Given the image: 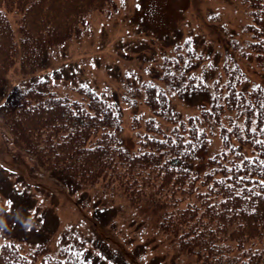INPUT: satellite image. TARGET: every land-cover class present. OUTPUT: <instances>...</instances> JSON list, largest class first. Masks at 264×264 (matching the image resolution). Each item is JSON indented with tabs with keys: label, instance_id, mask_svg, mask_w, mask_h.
<instances>
[{
	"label": "trees",
	"instance_id": "obj_1",
	"mask_svg": "<svg viewBox=\"0 0 264 264\" xmlns=\"http://www.w3.org/2000/svg\"><path fill=\"white\" fill-rule=\"evenodd\" d=\"M246 1L254 15L246 42L264 68V0ZM114 7L116 0H0V94L17 61H38L48 45L81 31L91 10ZM14 10L15 26L8 14ZM173 76L169 69L161 75L164 81ZM237 79L230 76L224 93L185 116L170 107L169 87L143 82L146 104L169 124L164 129L147 116L134 148L118 133V101L85 82L76 86L82 96L71 97L39 75L6 93L0 115L14 142L70 192L99 181L130 201H144L157 212L158 229L202 264H264V86L236 88ZM232 108L243 113V135L221 124L223 146L199 156L207 133L198 126L201 116L219 120ZM231 132L238 142L232 143ZM0 264L91 263L64 245L49 253L37 241L23 251L21 242L4 239Z\"/></svg>",
	"mask_w": 264,
	"mask_h": 264
},
{
	"label": "rangeland",
	"instance_id": "obj_2",
	"mask_svg": "<svg viewBox=\"0 0 264 264\" xmlns=\"http://www.w3.org/2000/svg\"><path fill=\"white\" fill-rule=\"evenodd\" d=\"M251 12L246 0H116L110 11L91 10L81 31L48 45L38 61H17L2 87L0 106L12 87L39 75L71 97L82 96L76 86L85 82L118 101V133L134 148L147 116L164 129L169 124L146 104L143 82L169 87L170 107L182 116L197 113L199 104L209 106L230 76L238 77L236 88L252 82L264 86L263 65L246 42L252 38L246 25L253 21ZM8 14L15 26L19 12ZM166 69L174 76L164 81ZM221 124L235 125L243 135V113L236 108L222 111L219 120L201 116L198 126L207 133L199 156L223 146ZM231 140L238 142L232 132ZM120 192L99 181L70 192L14 142L0 115V240L19 241L23 251L37 241L49 253L64 245L91 264H202L158 229L154 209Z\"/></svg>",
	"mask_w": 264,
	"mask_h": 264
}]
</instances>
